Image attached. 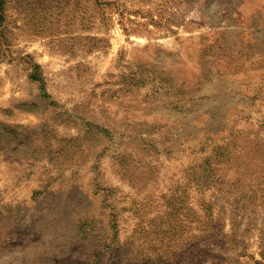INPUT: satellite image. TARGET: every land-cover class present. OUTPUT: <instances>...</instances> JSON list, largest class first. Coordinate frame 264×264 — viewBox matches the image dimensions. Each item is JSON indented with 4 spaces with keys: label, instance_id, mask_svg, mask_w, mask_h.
I'll use <instances>...</instances> for the list:
<instances>
[{
    "label": "rangeland",
    "instance_id": "obj_1",
    "mask_svg": "<svg viewBox=\"0 0 264 264\" xmlns=\"http://www.w3.org/2000/svg\"><path fill=\"white\" fill-rule=\"evenodd\" d=\"M0 264H264V0H0Z\"/></svg>",
    "mask_w": 264,
    "mask_h": 264
}]
</instances>
